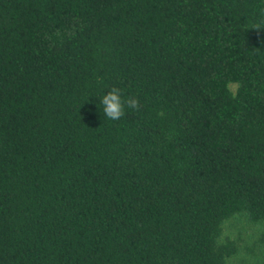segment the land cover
Segmentation results:
<instances>
[{
	"label": "trees",
	"instance_id": "16d2710c",
	"mask_svg": "<svg viewBox=\"0 0 264 264\" xmlns=\"http://www.w3.org/2000/svg\"><path fill=\"white\" fill-rule=\"evenodd\" d=\"M235 217L264 264V0H0V264H228Z\"/></svg>",
	"mask_w": 264,
	"mask_h": 264
},
{
	"label": "rangeland",
	"instance_id": "374dc122",
	"mask_svg": "<svg viewBox=\"0 0 264 264\" xmlns=\"http://www.w3.org/2000/svg\"><path fill=\"white\" fill-rule=\"evenodd\" d=\"M230 87H234V84L231 83ZM222 227L223 234L234 238L240 245L237 254L228 261V264H251L254 260L252 257L253 255L250 256V254L244 250L243 244H249L255 241L256 237L260 236L263 226L258 223H251L242 219L240 220L235 217L226 220Z\"/></svg>",
	"mask_w": 264,
	"mask_h": 264
},
{
	"label": "clouds",
	"instance_id": "9594fccd",
	"mask_svg": "<svg viewBox=\"0 0 264 264\" xmlns=\"http://www.w3.org/2000/svg\"><path fill=\"white\" fill-rule=\"evenodd\" d=\"M256 30L261 29L259 25L256 26ZM133 109L139 107L138 101L136 99H129L126 102L121 99L120 90L113 87L106 95H104L100 104L103 106V113L106 118L111 120H118L124 115V105Z\"/></svg>",
	"mask_w": 264,
	"mask_h": 264
}]
</instances>
